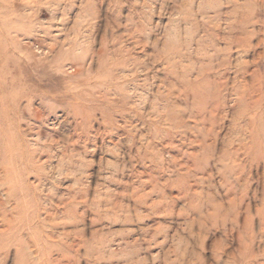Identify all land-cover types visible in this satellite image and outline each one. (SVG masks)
Here are the masks:
<instances>
[{
    "label": "rangeland",
    "instance_id": "374dc122",
    "mask_svg": "<svg viewBox=\"0 0 264 264\" xmlns=\"http://www.w3.org/2000/svg\"><path fill=\"white\" fill-rule=\"evenodd\" d=\"M0 264H264V0H0Z\"/></svg>",
    "mask_w": 264,
    "mask_h": 264
}]
</instances>
